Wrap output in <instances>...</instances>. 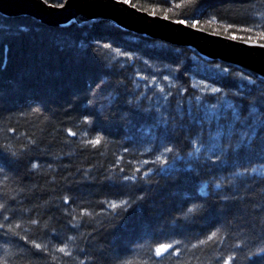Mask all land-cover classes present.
<instances>
[{
	"label": "trees",
	"instance_id": "obj_1",
	"mask_svg": "<svg viewBox=\"0 0 264 264\" xmlns=\"http://www.w3.org/2000/svg\"><path fill=\"white\" fill-rule=\"evenodd\" d=\"M124 1L264 44V0ZM0 264H264V82L107 18L0 14Z\"/></svg>",
	"mask_w": 264,
	"mask_h": 264
},
{
	"label": "water",
	"instance_id": "obj_2",
	"mask_svg": "<svg viewBox=\"0 0 264 264\" xmlns=\"http://www.w3.org/2000/svg\"><path fill=\"white\" fill-rule=\"evenodd\" d=\"M0 14L28 15L59 27L73 21L81 24L93 18H107L123 29L184 45L201 56L234 65L264 82V44L207 32L183 21L149 14L125 1L66 0L62 5H54L45 0H0Z\"/></svg>",
	"mask_w": 264,
	"mask_h": 264
},
{
	"label": "bare ground",
	"instance_id": "obj_3",
	"mask_svg": "<svg viewBox=\"0 0 264 264\" xmlns=\"http://www.w3.org/2000/svg\"><path fill=\"white\" fill-rule=\"evenodd\" d=\"M120 1H124V0H120ZM126 2V1H125ZM127 4L128 5H130V6H132V7H135V6H133V5H131L130 3H128L127 2ZM135 8H137V7H135ZM137 9H139V8H137ZM184 22V21H183ZM115 23V22H114ZM184 23H186V22H184ZM115 24H117V23H115ZM188 24V23H187ZM118 25V24H117ZM190 25V24H189ZM119 27H120V25H118ZM191 26H193V25H191ZM193 27H195V28H198V27H196V26H193ZM123 29V28H122ZM198 29H201V28H198ZM124 30H127V29H124ZM202 30H204V29H202ZM127 31H133V32H135L134 30H127ZM204 31H206V30H204ZM208 32V31H207ZM136 33V32H135ZM136 34H139V33H136ZM150 38V37H149ZM232 38V37H231ZM153 39H159V38H153ZM234 39H236V38H234ZM159 40H162V39H159ZM237 40H239V39H237ZM175 45V44H174ZM178 46H184V45H179V44H177ZM187 47V46H186ZM189 48V47H188ZM193 51V50H192ZM196 53V52H195ZM196 54H198V53H196ZM200 55V54H199ZM210 59V58H209ZM219 60V59H218ZM221 62H223V61H221ZM225 63V62H224ZM227 64V63H226ZM228 65H230V64H228ZM231 66H234V65H231ZM234 67H236V66H234ZM236 68H238V67H236ZM239 69V68H238ZM241 70V69H240ZM243 71V70H242ZM248 74V73H247ZM250 75V74H249ZM255 78V77H254ZM261 81V80H260ZM263 82V81H262Z\"/></svg>",
	"mask_w": 264,
	"mask_h": 264
}]
</instances>
